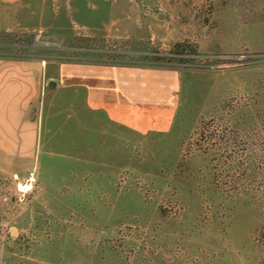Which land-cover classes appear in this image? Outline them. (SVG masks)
I'll return each instance as SVG.
<instances>
[{
    "label": "rangeland",
    "instance_id": "obj_1",
    "mask_svg": "<svg viewBox=\"0 0 264 264\" xmlns=\"http://www.w3.org/2000/svg\"><path fill=\"white\" fill-rule=\"evenodd\" d=\"M0 56L180 77L166 131L67 128L36 165L0 153V264H264V0H20L0 6ZM202 120L231 140L208 145Z\"/></svg>",
    "mask_w": 264,
    "mask_h": 264
},
{
    "label": "crops",
    "instance_id": "obj_2",
    "mask_svg": "<svg viewBox=\"0 0 264 264\" xmlns=\"http://www.w3.org/2000/svg\"><path fill=\"white\" fill-rule=\"evenodd\" d=\"M19 1L0 0V6ZM179 100L173 68L0 56V153L36 165L39 148L67 128L80 127L99 142L118 131H166Z\"/></svg>",
    "mask_w": 264,
    "mask_h": 264
},
{
    "label": "trees",
    "instance_id": "obj_3",
    "mask_svg": "<svg viewBox=\"0 0 264 264\" xmlns=\"http://www.w3.org/2000/svg\"><path fill=\"white\" fill-rule=\"evenodd\" d=\"M189 43L187 42V43H183V42H178V43H176L175 45H174V48H176V50L175 49H173V50H170V51H168V53H165V54H161L159 51H155L154 53H152L151 55H150V57H152L153 58V60H158V61H167V62H172V61H174L175 59H176V57H174L173 55L174 54H177V55H180V54H182V52L184 51L181 47H183V46H185V45H188ZM194 52L195 53H198V50H197V48H195L194 49ZM144 56H146V55H144ZM67 61H69V60H67ZM140 66H148V67H156V66H154V65H140ZM200 128H201V130H202V136H205V134L207 133V132H211L210 134V140L207 142V144L209 145V144H211L210 142L211 141H213V140H219L220 142H226L227 143V141L228 140H231V138H227L226 139V137H225V135L224 136H220L219 134H218V128H214L212 125H211V123H209L208 121H201V125H200Z\"/></svg>",
    "mask_w": 264,
    "mask_h": 264
},
{
    "label": "built area",
    "instance_id": "obj_4",
    "mask_svg": "<svg viewBox=\"0 0 264 264\" xmlns=\"http://www.w3.org/2000/svg\"><path fill=\"white\" fill-rule=\"evenodd\" d=\"M37 179L38 177L35 169L29 170L24 182L21 183V187L19 188L21 195L25 196L26 194L34 191L37 186Z\"/></svg>",
    "mask_w": 264,
    "mask_h": 264
},
{
    "label": "water",
    "instance_id": "obj_5",
    "mask_svg": "<svg viewBox=\"0 0 264 264\" xmlns=\"http://www.w3.org/2000/svg\"><path fill=\"white\" fill-rule=\"evenodd\" d=\"M38 43H43L44 45H56V43H54V42H45V41H41V42H36L35 43V45L36 44H38ZM54 84H55V82L54 81H51V83H50V87L52 88V87H54Z\"/></svg>",
    "mask_w": 264,
    "mask_h": 264
}]
</instances>
